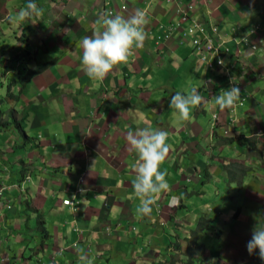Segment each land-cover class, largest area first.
Wrapping results in <instances>:
<instances>
[{
  "label": "crops",
  "instance_id": "obj_1",
  "mask_svg": "<svg viewBox=\"0 0 264 264\" xmlns=\"http://www.w3.org/2000/svg\"><path fill=\"white\" fill-rule=\"evenodd\" d=\"M178 1L194 4L203 20L217 23L222 37L234 49L231 59L236 61V82L242 90L258 94L259 99L248 97L240 106L247 108H241L237 116L236 108L221 111L210 104L208 110L192 109L189 121H174L170 99L177 91L195 85L205 100L212 101L222 89H230L223 68L207 70L182 33L187 23L181 25L180 33L164 38L169 20L177 18ZM27 2L0 0V22L8 18V27L13 29L7 35L0 33V44L13 38L14 42L7 44L9 49L28 46L32 51L27 53L33 58L41 48L44 60L56 57L50 65L40 66L41 70L34 68L38 65L34 63V70L28 71L35 73L25 83L17 82L16 66L13 72L12 67H5L14 79L13 96L19 109L14 118L24 115L26 125L19 130L25 137L30 133L36 138L28 144L32 152L26 154L27 145L17 146L11 159L0 156V162H9L12 172L18 174L14 178L0 175V188L6 186L0 192V239L4 243L0 264H13L23 253L22 247L26 243L29 247L30 239L23 234L25 219L5 209L11 210L24 200L34 211L33 216L41 220L44 234L43 238L33 235L31 254L55 252L58 256L46 262L38 260V264H160L164 254L167 264H177L173 253L176 249L183 253L187 247L184 239L189 226L198 217L210 216V203L222 194L221 186L229 192L230 185L236 186V175H231L226 166L229 159L221 158L220 165L201 159L203 155L215 157L213 152L221 151L231 139L224 130L229 125L234 128L232 142L236 137L244 141L242 149H249L264 163V128L257 129L264 124V86L256 87L259 78L255 76L264 75V26L248 32L253 25L264 22V0H34L43 10L42 15L26 23H12L11 18ZM137 10L144 11L148 21L145 31L149 38L143 49L137 50L129 66L114 70L103 82L91 80L82 70L80 40L93 34L102 13L111 11L128 17ZM23 109L26 111L20 113ZM145 125L166 130L171 145L162 165L168 172L171 193L163 194L147 217L137 214L139 200L131 183L132 164L137 157L127 142L129 132ZM236 125H244L246 132L236 135ZM82 173L84 191L77 194L79 204L72 210L61 201L74 190ZM251 173L247 172L248 187L255 190V196L246 198L244 206L257 222L264 215V173H258L262 177L255 180ZM25 176L29 179L22 182ZM24 190L26 193L21 195ZM173 196L178 203L170 206ZM246 226V234L252 236L254 224ZM3 230H7L5 235ZM13 230L17 235L11 244L7 240ZM78 233L79 242L69 247ZM172 236L178 245H174ZM11 246L18 253H7ZM168 256H172L170 260ZM221 258L217 255L213 260L220 262Z\"/></svg>",
  "mask_w": 264,
  "mask_h": 264
},
{
  "label": "clouds",
  "instance_id": "obj_2",
  "mask_svg": "<svg viewBox=\"0 0 264 264\" xmlns=\"http://www.w3.org/2000/svg\"><path fill=\"white\" fill-rule=\"evenodd\" d=\"M175 8L177 18L174 19L176 22L174 23V19L169 20L168 24L170 25H167L166 31L163 33L164 38L167 39L175 33H180L181 25L187 23L188 25L182 33L191 41L190 43H192L194 50L198 52L200 60L205 64V68L209 71L223 68L229 83L234 86L227 90L222 89L220 94L215 96L212 101L205 100L198 87L195 85H190L183 91H177L170 99V108L174 121L176 123L189 121L192 118V109L201 108L203 110H208L210 104L218 107L221 111L238 108L244 105L246 101L244 99L245 95L241 96L238 83L236 82L238 86H235L236 84L234 83L236 80L233 73L236 61L231 59V56L234 54V49L222 37L217 23L203 20L201 16L195 12V5L192 3L183 5L182 2L178 1ZM42 11L43 10L37 6L34 0H28L27 4L20 9L16 16L11 18L12 23H26L42 15ZM182 11H185L187 15V19L184 21L181 20ZM245 14L248 15V13ZM193 20L200 25L202 30L195 27L194 31L189 33L188 30L192 27ZM147 23L145 12L142 10H137L135 14L128 17H124L120 14H113L111 11L102 13L97 20L98 27L94 30L93 34L83 37L78 44V47L82 49V70L91 80L103 82L114 70L121 66H129L130 59L135 56L137 50L143 49L146 39L149 38L148 33L145 31V25ZM173 26H175V29L172 30ZM263 26L264 22L255 24L253 25V30L257 31ZM167 33H170V35L165 37ZM207 37H211L216 45H220L221 64L217 63V56L210 54L209 57L211 61H213V66L209 67L202 59L200 49L193 43V39L199 38L200 43L205 44ZM202 83L205 82L203 81ZM132 111L131 109L129 110V112ZM234 111L235 110H233V112ZM215 120L216 115L214 114V123H212L213 129L216 127ZM224 133H227V130H224ZM168 140L169 133L166 130L153 128L147 125L137 127L134 132L128 133V145L130 150L133 151L137 157L132 164L134 177L131 183L134 196L139 200L137 214L140 216H150L153 207L157 205L161 196L166 193H171V186L167 180L168 172L162 168V165L168 158L171 148ZM228 163H226V166L231 165ZM83 178L84 173L78 176L76 187L70 192L68 197L62 198V204L68 206L72 210H75L79 204L77 194L84 191ZM27 179H29V177L25 176L22 182H25ZM19 186L22 187L21 182ZM5 189L6 186H2L0 192ZM23 189L24 187H22V190ZM177 203L178 198L174 196L171 197L170 206ZM203 219L208 222L210 221V217H203ZM75 231L79 232L78 229H75ZM80 233L77 234L78 237L70 243L69 247L77 245ZM189 235L190 234L184 239L187 247L186 251L183 253H189V249L198 247L199 249L197 250L199 251L197 252L199 255L196 256V260L199 263L201 261L199 259L205 250V244H200V240L195 241L193 244ZM173 243L174 245L179 244L177 239ZM246 247L250 255H255L258 252L259 259L264 260V225L257 224L253 228L251 239L247 242ZM64 250L65 248L61 249L60 253ZM178 250L176 249V251ZM191 257L193 258L190 261L192 264L195 258L194 255H191L189 259ZM213 262H215V264H221L222 258L220 262L213 260L211 264H213Z\"/></svg>",
  "mask_w": 264,
  "mask_h": 264
},
{
  "label": "rangeland",
  "instance_id": "obj_3",
  "mask_svg": "<svg viewBox=\"0 0 264 264\" xmlns=\"http://www.w3.org/2000/svg\"><path fill=\"white\" fill-rule=\"evenodd\" d=\"M174 23L176 20H173ZM10 24V21L8 18L2 22H0V26L5 27V29H1L0 27V33H3L4 35L9 34L11 30L9 29L8 25ZM170 25V24H168ZM253 29V26L248 29V32ZM14 39L13 38H8L4 40V42H1L0 44V123H6L3 130H0V156L4 155L5 157H8L9 159L12 158V154L15 152L17 146H20L22 148H26L30 141L35 140L36 134H30L27 133L28 137H25L24 133L20 131L19 129H22L23 127L25 128V123L21 120L22 116L19 119H15L14 117L16 116L17 110H19L16 106V104L13 105L14 101L12 100L11 97L14 95V87L11 86L8 91V86L9 82L13 81V77L10 76V72H7L6 68L12 67L10 71H14V67L16 66V79L18 80L17 82H22L25 83L26 78L27 80L31 79L28 77V75L32 74L34 68L40 69L41 67H46L50 65V60L52 61L53 58L56 56H52L46 60L45 59V54H41L42 52L41 48H39V54L36 55V57L30 58L32 56L31 53H27V51H32V49H27L24 48V46H21L20 49L15 50V49H9L10 46L7 45L10 42H12ZM14 42V41H13ZM19 42V40H18ZM21 43L24 42V40H20ZM44 53V52H43ZM52 58V59H51ZM32 60V63H28V60ZM34 59V60H33ZM38 64V65H35ZM2 65V66H1ZM33 66V67H31ZM41 66V67H40ZM6 67V68H5ZM27 67V69L25 68ZM29 69H33L30 72L28 71ZM7 75V77H6ZM12 75V74H11ZM256 77L259 78L257 81L256 87H261L264 86V75H255ZM246 80V79H245ZM236 83V81L234 82ZM233 84H229L228 88L233 87ZM235 86H238L237 84ZM240 88V86H238ZM243 87V86H242ZM241 91V96H244V99L247 100V97H254L255 99H259L258 94L256 92L253 93H248V91H244L240 88ZM20 96L21 94L18 93ZM219 95V94H218ZM217 95V96H218ZM19 98V97H18ZM14 99V97H13ZM245 109L247 106H244ZM244 107H238L236 108V116L238 114V111L241 108ZM3 111V112H1ZM26 111V110H24ZM20 113H23L21 110ZM233 115V114H232ZM9 121L8 123L6 122ZM17 122H20V124ZM10 124V125H9ZM264 128V124L259 126L257 129L262 130ZM17 131H16V130ZM234 128L230 127V125L227 128V133L226 136L231 137L230 140H227L228 142L223 144V149L220 151L213 152L216 154L215 157H203L201 158L202 160H206L207 162L209 161H214L217 165L222 164L221 158H226L229 159V163L231 164L230 171L231 175H236V186L230 185L232 187L231 192L224 190L225 185L221 186L220 192L222 193L218 198L213 197L214 201L210 203L212 205L213 212L209 213L210 215V221H205L203 218H197L196 221L193 222L191 226H189V237L191 238V241H199L200 244L204 243L205 245V250L203 254L201 255L200 259L201 260L199 263L196 260V256L199 255L197 249L198 247H191L192 249H189V253H178L177 251L173 253V256L176 259V263L179 264L178 258L184 262L183 264H191V260L193 259L192 257L189 259L191 255H194V263L192 264H211L213 261V258L217 257V255H220L222 257V262L221 264H264V260L259 259L258 252L255 255H250L247 251V242L251 239V235L246 234L247 231V226L250 225L251 223L254 224V226L257 224L264 225V215H261L260 219L257 222H254L252 220V216L250 215L251 212L247 208L245 209V204H246V198H251L255 196V193L253 192V188L251 186L248 187L249 180V174H247V179H243V173L244 171L248 172L249 170L253 171L254 174H250L253 178L256 179L257 177L260 178L258 173H264V170L261 169L264 166V163H261V160L256 159V154L252 155V153L247 149L244 151L242 147L245 145V142L238 139H236L232 142V139L234 138ZM16 131V132H15ZM246 132V128L244 125L237 126L236 125V135H238L240 132ZM14 134V136H11ZM25 139H28L25 141ZM221 140V138H220ZM26 142V144H24ZM10 143V146L8 145ZM12 145V146H11ZM27 145V146H26ZM206 145V144H205ZM247 145V144H246ZM249 145V144H248ZM32 152V149L28 146V149L25 151L26 154L28 152ZM212 151V149H209V153ZM206 154V153H205ZM219 156H221L219 158ZM204 158V159H203ZM4 159V157H3ZM236 160V162H235ZM255 161V163L253 161ZM10 163L7 162V164L1 163L0 162V175H5L10 178H14L15 176H18L17 173L14 174L12 172V167L9 165ZM258 168V173L257 169ZM246 175V174H245ZM262 179V178H261ZM243 181V182H240ZM240 182V183H239ZM218 183V182H217ZM260 183V182H259ZM219 184H222L220 182ZM27 184L26 186H28ZM30 186V185H29ZM258 188L260 189L259 184H257ZM24 191H20L21 195H24ZM255 191V190H254ZM26 193V192H25ZM230 193V194H229ZM26 195V194H25ZM32 195V194H31ZM33 196V195H32ZM222 196V197H221ZM27 200V199H26ZM23 203L21 204H15V208L13 209H8L7 207L6 212L9 213H14L16 212L19 217H22L25 219L24 223L26 226L24 227L26 237L30 239V244L29 247L27 248V243L25 244V247H22L23 253H20V256L16 261H13V264H24L23 260H26L28 263L27 264H38L37 261L41 260L42 262H46L52 259L53 256H57V253H52L51 255L44 253H35L31 254V248L32 246H35V242L33 241V235L38 234L40 238L44 237L43 231L41 229V222L40 219H36V217L33 216V210L28 208V204L26 201H22ZM238 208V211H237ZM240 210V211H239ZM264 212V209H263ZM264 214V213H263ZM17 218H15L14 221H16ZM18 221L20 219L18 218ZM22 223L20 225H22ZM245 226V228H244ZM28 227V228H27ZM30 227V228H29ZM192 229V230H190ZM10 230V229H8ZM24 230L22 232H24ZM7 230H3L1 233L5 235V232ZM42 233H41V232ZM9 232V231H8ZM14 234L9 236V239L7 240L9 243L13 244V241L16 238L17 232L16 230H13ZM221 234V235H220ZM200 235V236H199ZM7 237V236H6ZM21 237V236H18ZM4 239L5 236H4ZM21 239V238H20ZM172 241H176V237L172 236ZM56 242L58 243V240L56 239ZM20 244V243H19ZM4 243L2 242V239H0V251H4ZM35 248V247H34ZM47 251V250H46ZM166 251V250H164ZM186 251V248L184 249ZM7 253L11 254L12 252H16V249L11 246L10 249L6 251ZM165 253V252H163ZM13 254V253H12ZM167 254H164V258H160L161 263L160 264H167L166 262V257ZM62 257V255H59ZM3 257L5 255L3 254ZM172 256H168L167 259H171ZM13 259V258H12ZM25 261V262H26ZM11 263V262H10ZM215 264V262H213Z\"/></svg>",
  "mask_w": 264,
  "mask_h": 264
},
{
  "label": "built area",
  "instance_id": "obj_4",
  "mask_svg": "<svg viewBox=\"0 0 264 264\" xmlns=\"http://www.w3.org/2000/svg\"><path fill=\"white\" fill-rule=\"evenodd\" d=\"M186 19H187V15L185 14V11H182L181 20L184 21ZM192 23H193L192 27H190L189 30H188L189 33H192L194 31L195 27L199 28V30H202L200 25L195 20H193ZM173 29H175V26L172 27V30ZM169 35H170V33H167V34H165V37H168ZM193 43L196 45V47L198 49H200L201 57L207 63V65L209 67L213 66V61H211V59L209 57L210 54L217 56V58H218L217 59V63L221 64L220 63V61H221V58H220V45L219 44L216 45L211 37H207L205 44L200 43L199 38L193 39Z\"/></svg>",
  "mask_w": 264,
  "mask_h": 264
},
{
  "label": "trees",
  "instance_id": "obj_5",
  "mask_svg": "<svg viewBox=\"0 0 264 264\" xmlns=\"http://www.w3.org/2000/svg\"><path fill=\"white\" fill-rule=\"evenodd\" d=\"M7 69H9V68H7ZM34 73H35V72H33L32 74L28 75V77L31 78L32 75H33ZM11 86H14V84H12V82L10 81V82H9V86H8V91H9V88H10ZM9 92H10V91H9ZM13 97H14V96H13ZM11 98H12V97H11ZM15 99H16V98L13 99V101H14L13 105L15 104V101H16ZM22 111H23V113H24V109H23ZM1 112H2V111H1ZM23 116H24V115H22V117H21L22 119H21V120L24 122V118H23ZM6 122L8 123L9 121L6 120ZM18 123L20 124V122H17V125H18ZM5 124H6L5 122H4L3 124L0 123V130H3L4 128H6V126L4 127ZM9 125H10V124H9ZM3 127H4V128H3ZM22 129H24V127H23ZM245 174H247L246 171H244L243 176H245ZM40 222H41V220H40Z\"/></svg>",
  "mask_w": 264,
  "mask_h": 264
}]
</instances>
